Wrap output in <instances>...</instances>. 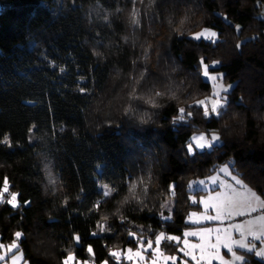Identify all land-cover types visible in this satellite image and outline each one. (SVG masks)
I'll return each mask as SVG.
<instances>
[{
  "label": "trees",
  "instance_id": "obj_1",
  "mask_svg": "<svg viewBox=\"0 0 264 264\" xmlns=\"http://www.w3.org/2000/svg\"><path fill=\"white\" fill-rule=\"evenodd\" d=\"M95 2L0 0V138L9 136L13 145L0 144V186L7 176L10 191L20 193L19 208L0 204V241L10 243L21 231L28 264H60L69 250L91 260L88 245L94 264H116L109 249L137 247L129 230L145 242L160 231L182 236L188 213L199 209L189 197L204 193L190 192L189 182L228 163L264 199V0H156L152 7L137 0L139 28L130 23L131 0H102L111 26L95 19ZM213 26L217 43L190 39ZM201 57L221 62L211 72L233 84L229 105L208 119L194 107L192 118L174 125L178 108L211 93L200 74ZM141 73V91L166 93L147 125L138 122L146 106L124 114L132 77L139 80ZM212 131L221 135L220 144L187 155L193 134ZM50 173L62 181L55 188ZM139 177L143 203L124 204L125 179ZM98 182L114 184L119 194L89 211L101 191ZM173 182L175 196L168 191ZM169 200L172 219L164 220L161 205ZM105 216L112 230L92 236ZM74 233L82 238L78 245ZM163 250L174 254L177 245L165 243Z\"/></svg>",
  "mask_w": 264,
  "mask_h": 264
},
{
  "label": "snow or ice",
  "instance_id": "obj_2",
  "mask_svg": "<svg viewBox=\"0 0 264 264\" xmlns=\"http://www.w3.org/2000/svg\"><path fill=\"white\" fill-rule=\"evenodd\" d=\"M132 12L130 16V23L134 28H139L141 25V12L136 7L137 0H131ZM140 4H144L145 0H139ZM149 7L156 5V0H148ZM95 19L105 22L108 26H111V20L108 14L109 9L102 6V0H96L94 5ZM119 12L120 9L115 10ZM264 16V13L261 14ZM90 20L92 19V13H89ZM227 19V17H224ZM236 30L240 31L241 26L236 25ZM213 27H204L198 32H192L190 39L193 41H210L212 43L218 42V34L213 30ZM183 35V34H181ZM242 45L238 43L237 49H240ZM95 55L99 56L100 53L96 52ZM147 55V53H145ZM221 63L216 60L212 62V67ZM210 65L205 63L204 57L199 60L200 74L207 78L212 83V92L210 96H206L204 99L196 100L194 105H188L187 108H178L177 115L173 117L172 123L182 124L187 122L193 117V108L202 109L203 117L208 119L211 116L220 117L224 114V109L229 105L228 93L233 88L232 84L225 85L223 83L224 76L222 73H210ZM135 82V86L132 88L128 95L129 106L125 109V115L130 113L134 114L137 108L141 105L146 106L147 111L145 114L138 117V122L141 125H147L154 123L153 117L158 114V110L163 105L158 103V99L166 96L165 92L155 91L149 89L147 92L141 91L143 88L142 81L146 79L144 73L140 74V79L137 80L132 77ZM81 92L86 89L81 88ZM175 99V96L172 97ZM133 119H137L133 115ZM31 132V128L29 129ZM221 141V135L212 131L210 134L203 132L199 134H193L190 137V142L186 143L185 149L187 155L194 156L197 150L212 149ZM0 144L12 147V141L9 136L4 135L0 138ZM100 168L98 164L96 166ZM217 175H211L205 179L192 180L188 184L189 189L200 187L202 190L209 192L207 197H201L197 202L193 197H189L192 203H199L203 206L204 211L202 213L192 212L188 216V222L196 225H200L204 222L215 221L218 222L217 227H197L195 229H185L183 232V238L176 235L166 234L164 231H160L155 235L154 241L148 239L146 242L144 237L137 236L135 231L129 230L128 236L137 240V247L127 248L126 250H112L109 249V256L112 257L116 264H121V260H127L132 264H213L216 261L217 264H250L247 254H254L255 257L264 260V214L259 216H252V213L257 212L259 209H264V199L260 195H257L239 175L233 174L231 163L221 166ZM219 173H223L224 176L230 177L233 183H226L221 180ZM50 180L53 188L62 181L57 180L50 173ZM125 182L128 185L129 196L124 198L123 203L129 204L132 201L137 203H143L137 192L142 184H144L143 177L136 179L126 178ZM210 186H219L220 191L211 194ZM10 180L7 176L3 178L2 186H0V204L10 205L11 208L17 209L20 207V201L18 197L20 193L16 191H10ZM97 187L101 190L98 193V199L93 202V207L89 211H98L102 202L106 198L118 195L119 192L114 184L98 182ZM175 182L169 184L168 191L171 196H175L176 192ZM83 191V189H82ZM144 192L147 194L148 186L144 185ZM79 198V197H78ZM67 198H65V203ZM24 204H29L30 201H23ZM161 208H168V215L165 216L161 213V218L164 220L172 219L173 209L169 206V202L166 201L161 205ZM119 211V210H118ZM209 212L214 214H209ZM236 217H249L248 219L240 222H235ZM104 223L97 222L96 228L98 231H93L92 236H97L100 233L110 232L112 229L108 225V217H103ZM127 220V216L122 214V222ZM228 222L225 224V222ZM21 231H16L13 235V239L10 244L0 243V261H7L10 259V264H20L24 259L23 253L20 251V242L23 237ZM238 235L239 239H235L234 236ZM190 237L197 238L196 243L190 241ZM72 240L75 244H80L82 238L78 233H74ZM257 241L260 242L259 247ZM167 244H176L177 252L182 253L186 259H181L177 255H166L163 250V246ZM182 244L183 247H179ZM221 249H225L227 254H230V259H225V255L221 253ZM242 250V251H240ZM91 260L80 261L77 259L76 254L69 250L66 256H64L60 264H93L95 258V252L92 245H88L86 249ZM151 253L150 257L146 256V253ZM24 264H28L27 260H24ZM102 264H109V261L105 260Z\"/></svg>",
  "mask_w": 264,
  "mask_h": 264
},
{
  "label": "rangeland",
  "instance_id": "obj_3",
  "mask_svg": "<svg viewBox=\"0 0 264 264\" xmlns=\"http://www.w3.org/2000/svg\"><path fill=\"white\" fill-rule=\"evenodd\" d=\"M199 31H200V30H199ZM197 32H198V31H197ZM190 36H191V35H190ZM209 65H210V67H209V71H210V73L216 74V72H211V69H215L218 65H215L214 68L211 66L212 63H210ZM202 78H203L204 81H206V82H208V83L210 84V86H211V92H212V83H211V81H208L207 78H205V77H203V76H202ZM223 83H224V82H223ZM224 84H225V85H228V84H226V83H224ZM232 85H233V84H232ZM210 95H211V93H210ZM210 95H208V96H210ZM205 97H206V96H205ZM205 97H203L202 99H204ZM205 134H206V133H205ZM206 135H207V134H206ZM218 144H220V142H219ZM218 144H217V145H218ZM197 151H202V150H197ZM228 164H229V163H228ZM222 166H223V165H222ZM220 167H221V166H219V167H218V168H217V169H216L211 175H217V174H218V171H217V170H218ZM211 175H210V176H211ZM219 177H220L221 180H224L226 183H233V182L231 181V178H230V177H226V176H224L223 173H219ZM204 179H205V178H204ZM1 186H2V185H1ZM188 190H189L190 192H195V191H202V192H204L203 194H200V195H197V196H195V195H191V197H193L197 202L201 199V197H207V196L209 195V192L202 190L200 187H196V188H194V189H189V188H188ZM218 191H220L219 186H210V192H211V194L214 195L215 192H218ZM168 202H169V206L172 208V201L169 200ZM190 202L192 203V200H190ZM192 204H194V203H192ZM195 205H198L199 209L192 210V211H190V212L188 213L185 222H186V224L189 225V227L186 228V229H195V228H197V227H217V226H220V225H218V222H215V221L204 222V223H202V224H200V225H196V224H192V223L188 222V216H189L190 213H192V212L202 213V212L204 211V208H203V206H202L201 204H199V203H195ZM9 206H10V205H9ZM10 207H11V206H10ZM164 212L167 213V214L165 215V216H167V215H168V208H164ZM209 214H214V213L209 212ZM262 214H264V209H259L257 212L252 213V216H259V215H262ZM248 218H249V217H236V218H235V222H240V221L245 220V219H248ZM227 223H228V222L226 221L225 224H227ZM183 232H184V231H183ZM182 234H183V233H182ZM180 237L183 238V235L180 236ZM234 238H235V239H239V236H238V235H235ZM189 239H190V241L193 242V243L198 242V241H197V238H195V237H190ZM153 241H154V240H153ZM0 243H2V242L0 241ZM10 243H11V242H10ZM10 243H7V244H10ZM256 243H257V246L259 247L260 242L257 241ZM3 244H5V243H3ZM7 244H5V245H7ZM173 244H174V243H173ZM179 247H183V245L180 244ZM127 248H129V247H127ZM127 248H125V249H115V250H121V251H123V250H126ZM133 249L135 250L136 248H133ZM240 251H242V250H240ZM221 253H222L223 255H225V259H230V254H227V252H226L225 249H221ZM165 254H166V253H165ZM150 255H151L150 252H149V253H146V256L150 257ZM166 255H177V256H179L181 259H186V258L183 257V254H182V253H179V252H176V253H174V254H166ZM247 255H248V258H249V256L251 255V256L254 257L255 259L261 261V259L255 257L254 254H247ZM113 260H114V259H113ZM114 261H115V260H114ZM121 261H124V262H126L127 264H132V262H129V261L124 260V259H122ZM115 262H116V261H115ZM0 264H6V262H5V261H0ZM7 264H10V259L7 261ZM20 264H24V259L21 260ZM93 264H94V263H93ZM161 264H163V261L161 262ZM177 264H180V262L178 261ZM213 264H217V262H216V261H213Z\"/></svg>",
  "mask_w": 264,
  "mask_h": 264
}]
</instances>
